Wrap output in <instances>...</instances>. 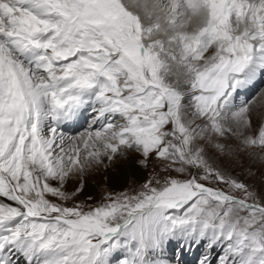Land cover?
<instances>
[{
	"label": "snow or ice",
	"instance_id": "obj_1",
	"mask_svg": "<svg viewBox=\"0 0 264 264\" xmlns=\"http://www.w3.org/2000/svg\"><path fill=\"white\" fill-rule=\"evenodd\" d=\"M261 82L264 0H0V264H264Z\"/></svg>",
	"mask_w": 264,
	"mask_h": 264
},
{
	"label": "bare ground",
	"instance_id": "obj_2",
	"mask_svg": "<svg viewBox=\"0 0 264 264\" xmlns=\"http://www.w3.org/2000/svg\"><path fill=\"white\" fill-rule=\"evenodd\" d=\"M258 89L256 87L254 90L256 91ZM242 91L244 92L245 90ZM255 93H253V95ZM253 95L251 93V97ZM84 121H85V116L81 117L78 121L73 122L71 124V127L69 128V131L83 130V127H85ZM110 165L111 166H108V168L106 169L105 168L98 169L100 176L97 177L93 175L94 177L93 181L88 180L87 177L84 178V182H85L84 192L80 193V195L78 196L79 200L82 199L85 202L87 201L86 199L89 196H92L93 198L98 200L97 194L103 184H105V186H107L112 191L113 190L119 191L126 188L129 184L131 185L137 184L141 178V171H140L141 166L135 161L133 155L127 159L123 158V161L121 163L114 162ZM75 183L76 182L69 183V185H67V190L69 189V186Z\"/></svg>",
	"mask_w": 264,
	"mask_h": 264
},
{
	"label": "rangeland",
	"instance_id": "obj_3",
	"mask_svg": "<svg viewBox=\"0 0 264 264\" xmlns=\"http://www.w3.org/2000/svg\"><path fill=\"white\" fill-rule=\"evenodd\" d=\"M260 88H264V84H263ZM260 88H259V89H260ZM259 89L257 90V92L259 91ZM257 92H256V93H257ZM256 93H255V94H256ZM132 155H133V157L135 158V156H136L137 154L133 153ZM122 161H123V158H119V159H117V160L115 161V163H121ZM113 163H114V162H113ZM109 166H111V165H109ZM153 166H154V162H150L147 168H144V167L141 166V168H140V171H141V178H140V180L138 181V183L143 182V180H144V179L150 174V172H151ZM157 170H158V169H157ZM95 172H96V173H95ZM253 172L255 173V175H254V177L249 178V182H250V183H259V182H260V172H259V170H258V167H257V168H254V169H253ZM237 173L241 175V178H245V177L247 176V170H246V169L243 170V171H241L240 169H237ZM96 174H97V175H96ZM89 175H91V176H89ZM89 175L87 174L86 177H87V179L90 180V181H93V179H94L93 175H95V176H97V177L100 176L98 170H95V171L89 173ZM86 177H85V178H86ZM88 177H89V178H88ZM129 185H131V184H129ZM129 185H128V186H129ZM76 186H77V185H76V183H75V184L69 186V189H68V190H69L70 192H71V191H74L75 188H76ZM128 186H127V187H128ZM105 191H112V190H110L107 186H105V184H103L102 187H101V188L99 189V191H98L97 198H98V199L101 198V197L103 196V194L105 193ZM87 199H88V198H87ZM87 199H86V200H87ZM76 202H84V201H83L82 199L79 200V198H77V201H76Z\"/></svg>",
	"mask_w": 264,
	"mask_h": 264
}]
</instances>
